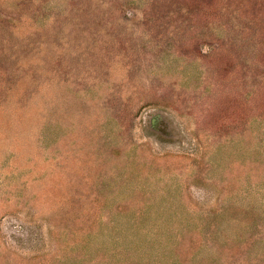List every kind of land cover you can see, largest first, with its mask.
I'll use <instances>...</instances> for the list:
<instances>
[{"label":"rangeland","instance_id":"obj_1","mask_svg":"<svg viewBox=\"0 0 264 264\" xmlns=\"http://www.w3.org/2000/svg\"><path fill=\"white\" fill-rule=\"evenodd\" d=\"M0 264H264V0H0Z\"/></svg>","mask_w":264,"mask_h":264}]
</instances>
